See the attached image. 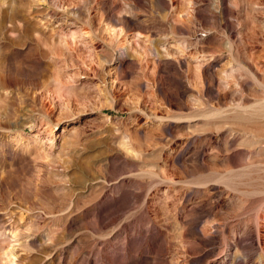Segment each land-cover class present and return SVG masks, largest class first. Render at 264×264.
Wrapping results in <instances>:
<instances>
[{
    "label": "rangeland",
    "instance_id": "374dc122",
    "mask_svg": "<svg viewBox=\"0 0 264 264\" xmlns=\"http://www.w3.org/2000/svg\"><path fill=\"white\" fill-rule=\"evenodd\" d=\"M0 264H264V0H0Z\"/></svg>",
    "mask_w": 264,
    "mask_h": 264
}]
</instances>
